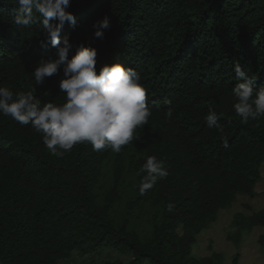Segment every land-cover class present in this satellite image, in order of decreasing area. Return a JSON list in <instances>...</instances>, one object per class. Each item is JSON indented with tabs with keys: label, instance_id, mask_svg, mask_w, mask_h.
Masks as SVG:
<instances>
[{
	"label": "trees",
	"instance_id": "1",
	"mask_svg": "<svg viewBox=\"0 0 264 264\" xmlns=\"http://www.w3.org/2000/svg\"><path fill=\"white\" fill-rule=\"evenodd\" d=\"M67 10L75 23H65L60 37L73 45L69 59L83 43L96 49L97 71L117 61L136 69L152 115L138 130L140 139L119 153L83 143L62 158L49 153L31 125L0 115V264H59L73 252L100 251L128 254L126 264H221L220 252L196 258L191 247L219 209L257 194L264 117L241 123L232 90L240 82L237 62L264 86V0H70ZM18 12L15 0H0V86L14 93L35 87L42 102L63 103L62 68L40 85L33 75L36 62L55 58L56 49L42 46L40 24L17 25ZM105 16L111 26L99 39L93 24ZM209 110L220 116L222 133L207 126ZM131 153L136 186L130 202L152 199L154 205L145 239L129 226L127 205L121 218L114 214L124 157ZM150 155L165 162L169 175L141 194L138 171ZM110 156L113 186L101 204L94 186ZM242 205L248 213L232 216L227 236L236 244L244 232L264 227V208ZM231 264H239L238 252Z\"/></svg>",
	"mask_w": 264,
	"mask_h": 264
},
{
	"label": "clouds",
	"instance_id": "2",
	"mask_svg": "<svg viewBox=\"0 0 264 264\" xmlns=\"http://www.w3.org/2000/svg\"><path fill=\"white\" fill-rule=\"evenodd\" d=\"M19 12L15 23L24 28L34 24L42 26L46 40L56 49L55 58H41L33 70L35 85L58 73L63 76L59 89L64 102H42L35 93V87L26 92L14 93L0 86V115L11 117L22 126L31 125L41 134L49 153L62 158L78 144L88 143L93 151L111 150L119 153L123 146L139 140L138 130L148 124L152 111L148 105V94L141 83L140 73L120 62L104 64L96 70L97 51L94 47L79 44L69 59L73 45L67 37L61 40L60 33L65 23H75L67 9L70 0H15ZM107 16L93 24L94 36L102 39L110 28ZM233 71L240 81L232 90L236 103L233 105L240 122L264 117V86H257L256 77L249 76L237 62ZM171 105V101H165ZM173 109L169 106L165 115L171 118ZM220 116L209 110L205 117L209 128L223 132ZM226 142V141H225ZM139 192L146 193L159 180L169 175L165 162L154 155L146 158L140 167ZM173 205H168L172 211Z\"/></svg>",
	"mask_w": 264,
	"mask_h": 264
},
{
	"label": "rangeland",
	"instance_id": "3",
	"mask_svg": "<svg viewBox=\"0 0 264 264\" xmlns=\"http://www.w3.org/2000/svg\"><path fill=\"white\" fill-rule=\"evenodd\" d=\"M133 154L124 157L122 180L115 193L114 200L115 216L121 218L126 212L125 205L129 207V226L135 229L141 238L145 239L150 235L151 214L154 211L152 199L140 206H132L130 202L135 195L136 176L133 170ZM113 186V163L110 156L105 160L100 168V176L94 186V192L99 203L103 204L110 195ZM257 194L252 198L247 196H237L235 202L229 207L219 209L215 219L206 228L196 235V242L191 247V253L196 258H203L211 254L212 251L220 252L223 256L221 264H231L234 253H239V264H264V227H254L248 232H244L240 241L236 244L227 236L233 232L231 226L232 216L243 209V203H248L251 209L264 208V163L261 166V180L256 186ZM110 197V196H109ZM248 213L247 211H245ZM116 259L126 264L130 260L128 254H117L111 251H100L95 254H79L73 252L71 256L59 264H105Z\"/></svg>",
	"mask_w": 264,
	"mask_h": 264
}]
</instances>
